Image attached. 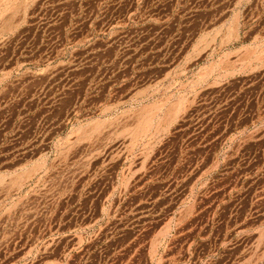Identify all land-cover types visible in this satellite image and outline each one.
<instances>
[{
  "label": "rangeland",
  "instance_id": "obj_1",
  "mask_svg": "<svg viewBox=\"0 0 264 264\" xmlns=\"http://www.w3.org/2000/svg\"><path fill=\"white\" fill-rule=\"evenodd\" d=\"M61 2L80 9L65 15L80 45L51 63L30 51L57 32ZM259 5L0 0V68L57 69L68 86L51 122L21 113L20 154L0 174V264H264Z\"/></svg>",
  "mask_w": 264,
  "mask_h": 264
},
{
  "label": "crops",
  "instance_id": "obj_2",
  "mask_svg": "<svg viewBox=\"0 0 264 264\" xmlns=\"http://www.w3.org/2000/svg\"><path fill=\"white\" fill-rule=\"evenodd\" d=\"M251 9L252 11H263V18L255 19L254 26H264V5L251 6ZM79 11L78 7L64 6L62 2L56 6L52 5L51 13H56V18L51 23V26L57 29V32L46 40L43 51L36 46L34 52L33 50L30 51V55L36 57L38 52H40V55H43L51 63L63 61L70 54L71 49L69 47H73L75 44L76 46L80 45V39L77 42L68 43V33L66 32L76 26L80 30V21H67L65 15L70 13L74 17V15L80 13ZM255 42L257 49L254 52V57L264 58V29L256 32ZM258 44H261L260 47ZM1 54L3 52L0 48V56H2ZM13 58L15 61L19 60V54L15 53V49H12L9 55L10 60ZM18 67L15 65L12 68H0V174L4 173V159L7 157L9 163L15 164L14 161L20 154L21 136L19 129H16V127H19L22 123V111H25L29 117L31 114L35 117V113L39 111L41 113L40 119L48 118L51 122L54 110L63 111L68 109L65 107L63 100L60 101L64 97H59L61 93H65L68 90V86L63 82L66 78L63 71L52 68L45 70L28 68L22 70ZM33 83L36 92L30 93L28 89L32 87L31 84ZM55 119L58 120V116ZM65 119L66 116H61L60 122ZM5 127H9V131L6 132ZM57 140H62V136L57 137ZM44 141L52 143L53 137L50 135L48 140L45 137ZM17 167H20V165ZM238 259L240 260L237 264L250 263L249 259H245L244 256L241 258L238 256ZM251 264H257V262H252Z\"/></svg>",
  "mask_w": 264,
  "mask_h": 264
}]
</instances>
